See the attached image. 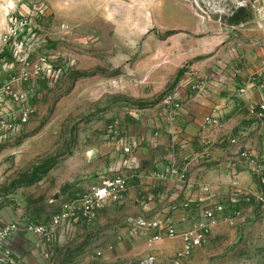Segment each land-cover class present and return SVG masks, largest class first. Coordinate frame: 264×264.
I'll return each instance as SVG.
<instances>
[{
    "label": "rangeland",
    "instance_id": "rangeland-1",
    "mask_svg": "<svg viewBox=\"0 0 264 264\" xmlns=\"http://www.w3.org/2000/svg\"><path fill=\"white\" fill-rule=\"evenodd\" d=\"M0 45V82L25 58L42 68L24 84L29 121L0 142V226L50 222L119 173L138 123L187 95L243 76L264 93V0H0ZM260 208L219 217L179 258L181 235L148 246L111 202L91 222L61 224L53 241L19 231L7 264H264Z\"/></svg>",
    "mask_w": 264,
    "mask_h": 264
},
{
    "label": "crops",
    "instance_id": "crops-1",
    "mask_svg": "<svg viewBox=\"0 0 264 264\" xmlns=\"http://www.w3.org/2000/svg\"><path fill=\"white\" fill-rule=\"evenodd\" d=\"M234 83L230 89L222 85L187 95L185 104L165 108L166 116L155 123H138L131 132L135 146L127 156L132 163L121 159L118 166L128 178L120 201L127 216L161 218L182 232L199 209L215 204L227 210L221 219L227 214L238 218L254 204L264 210L254 195L261 189L255 164L241 154L248 150L257 162L264 160V123L257 115L264 93L252 88L250 76ZM207 116L218 122L207 124ZM183 202L190 206L174 208Z\"/></svg>",
    "mask_w": 264,
    "mask_h": 264
},
{
    "label": "built area",
    "instance_id": "built-area-1",
    "mask_svg": "<svg viewBox=\"0 0 264 264\" xmlns=\"http://www.w3.org/2000/svg\"><path fill=\"white\" fill-rule=\"evenodd\" d=\"M4 47L0 45V72L6 69L7 64L3 58ZM42 70L40 64L32 65L25 58L21 61L18 70L9 74L8 79L0 82V142L12 138L20 128L26 124L34 111L29 105L25 106L28 93L24 84L33 76H37ZM178 107V104H177ZM260 123H264V101L259 104L257 113ZM207 124H216L218 121L213 116L205 118ZM236 141V139H233ZM126 152H132L131 146H124ZM241 154L255 164V171L258 182L261 186L259 192L254 195L259 203L264 205V160L257 162L252 153L242 150ZM124 164L131 165V157L124 159ZM157 176L165 178V174L158 173ZM128 178L124 173H116L105 178L100 184L93 185L81 197L63 204L61 210L55 214L48 223L25 222L11 220L0 226V264H7L13 258L11 239L19 231L32 232L40 236L44 241H53L56 235V228L64 222L82 218L88 222L93 221L100 209L111 202L121 201L128 189ZM188 207L189 202H183L178 207ZM227 210L222 204H215L211 207L199 209L197 218L191 225L181 233L168 221L159 218H148L144 215H128L126 222L135 230H144L148 233L147 245L153 246L156 242L165 237L182 236L183 246L178 252V257L188 256L196 247L201 246L209 238L213 226L217 223L222 212ZM235 213V211H231Z\"/></svg>",
    "mask_w": 264,
    "mask_h": 264
}]
</instances>
